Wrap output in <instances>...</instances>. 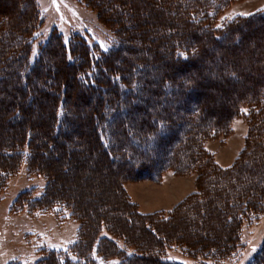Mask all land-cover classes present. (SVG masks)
<instances>
[{
  "label": "rangeland",
  "instance_id": "rangeland-1",
  "mask_svg": "<svg viewBox=\"0 0 264 264\" xmlns=\"http://www.w3.org/2000/svg\"><path fill=\"white\" fill-rule=\"evenodd\" d=\"M100 1L102 0H94V4ZM120 2L124 5V9L129 11L131 21H127V16L121 18L120 15L115 14L111 17L118 22L119 28L117 26L118 30H115L109 28L107 25H110V22H105L99 14L101 8L97 7L95 11L83 0H0V50L5 53L9 49L14 50L10 53L13 58L8 55V59H12L10 62H14L12 64L8 62L6 73L0 72V75L3 73V79L0 81V143L19 136L21 125L8 126L6 120L13 118L11 113L9 115L7 113L16 103L22 109L21 118L25 127L27 125L32 127L33 145H36L34 149L40 150L37 147L44 143L46 138L43 137L42 132L47 131L52 118L51 93H55L54 88L57 86L56 90L60 92V84H64L67 91L64 103L67 107L66 110L64 107V110L60 109V115L67 113L72 119V123L67 126L68 134L62 133L65 129L61 131L63 135L54 140L57 147L53 151H48V157L45 156V151L42 152L44 156L41 154L39 156L40 151L37 150L36 154L39 157L36 156L38 161L37 159L35 161L51 170L54 174L55 190L67 196L86 216L81 222L71 217L70 212L65 208L56 207L49 211L26 208L24 201L18 200L21 193L30 190L33 192L32 197H39L47 181L43 175L35 172V166L33 170L29 168L24 159L6 180V187L0 193V264H41L40 260L49 256L51 252H61V257L58 258L60 264H68L70 261L83 264L88 256L85 253L89 244L82 249H71L79 234L89 243L93 240L94 245H91L92 249L88 251L95 264H126L125 259L129 260L132 256H135L136 260L131 259L129 264H253L254 256L264 247V209L259 213L250 210L244 212L243 216H238L240 219L237 243L227 251L228 255L219 256L217 252L229 246L220 243L225 242L229 237L230 229V226L220 218L223 211L215 207L220 221L213 224L208 222L209 213L214 214L211 206L205 207V204H202L204 210H201L204 211V215L196 220L194 216L186 214L183 210L193 198L191 196L198 197L197 192L202 190L200 184L204 179L199 177L198 171L193 169L178 173L163 170L156 180H139L134 178L135 172L129 167L117 170L112 163L102 158L96 159L89 150L94 142L88 121L92 116L90 110L94 106V101L104 95L101 91L90 92L77 88L79 77L73 76L76 71L62 66L59 54L54 51H56V42H64L71 51L69 60L79 71L85 64L78 52L86 56L89 52L93 59L95 56L102 58L103 50L117 48L119 41L126 40L124 46H128V51L132 53L126 54L123 48H118L116 56H112L116 59L110 61L114 62L111 63L114 67L124 70L126 76L128 73V76H131L134 71L128 72V64L138 58L147 59L146 53L140 51V47L153 50L159 44L161 55L153 58L148 56L145 70L140 73L142 81L138 78L141 91L136 95H127L125 98V104H129L128 116L125 118L126 114L120 112L116 115L118 125L110 128L114 135H121L123 151L126 147H132L141 155V149L134 146L129 139V141L125 140L121 134L120 126L125 125H119L120 122L127 121L135 126L136 133L141 138L140 133L144 130L145 122L140 120L146 114H152V111H159L161 108L159 113L162 114V109L163 113H169L171 110H168V105H170L179 109V115L186 116V108L192 102L190 98L192 92L187 91L191 87L199 104L203 105L204 115L209 121L224 118L237 96L247 90L254 91L260 77L255 70L263 64L261 57L264 55V28H256L261 22L256 21L242 28L241 45H234L233 40L213 43L193 60V65L185 66L186 71L182 69L184 71L182 75L172 74V71L181 67L175 63L170 65L166 50L167 40L160 39L164 30L158 31L155 28L158 22L147 18V14L157 13L160 7L152 0H120ZM104 7L107 11H111V6ZM261 10H264V0H238L220 13L218 24L226 23L236 17L251 16ZM233 13L250 15L233 16ZM229 16L233 18L227 19ZM167 20L169 18L165 16L164 21ZM135 24V28H132L131 25ZM144 31L146 33L142 34L141 32ZM83 42L87 44V51ZM23 44L28 46L26 56H23L22 50L19 49ZM120 54L125 58L123 64L119 60ZM152 59L154 61H151ZM222 60L227 61L228 68L233 64L232 62L236 63V69L240 74L239 83L231 79V74L214 68ZM57 62L60 64L59 67ZM3 66L0 67L1 71ZM86 71L85 77L89 80V76L94 75V69H89L88 66L86 70L83 69L82 75ZM14 73L24 76V86L27 84L29 89L34 91L31 93L34 94V102L28 101L26 90L23 101L17 93H14L12 88L17 83ZM185 75L193 78V81L186 82V98L170 103L164 101L167 100L168 94L164 86L160 85V77L172 78L174 82L181 83ZM27 78L29 79L26 80ZM44 91H48L49 95L38 96ZM133 100L141 105H133ZM106 110L97 108L96 112L98 115L100 112L103 118H106L104 115ZM173 119L179 122L182 118ZM184 119L187 121L182 126H171L172 135H177V139H164L158 146L146 142L147 150L158 156L157 161L150 155L146 156L147 163L153 161L150 170L164 163L163 159L169 155L170 148L182 141L181 134L184 130L188 131L187 137L192 134L190 126L194 125L197 118L191 115L192 120ZM248 125L246 118L241 115L236 116L229 123L228 133L203 140V148L210 153L214 163L221 169L230 168L242 153L249 134ZM61 145L66 149L61 150ZM75 149L80 151L75 152ZM54 156L60 157V160L54 161L49 158ZM141 156L144 158L143 155ZM209 180V192L217 193L224 188L217 179ZM127 201L134 206H128ZM132 209L145 214L171 213V220L163 228L154 222V218H142L143 222L140 223L131 213ZM96 222L97 233L95 237H91L92 227ZM147 222L154 224L157 235L143 231L142 224L145 225ZM99 236L112 238L114 248L107 245L108 243L104 246L102 242L100 247L102 252L97 251ZM158 238H167L168 241L162 244V239L158 240ZM215 244L218 245L217 248L214 247ZM101 253L106 257L104 258ZM85 255L86 257L82 258ZM48 264L55 263L51 261Z\"/></svg>",
  "mask_w": 264,
  "mask_h": 264
},
{
  "label": "trees",
  "instance_id": "trees-1",
  "mask_svg": "<svg viewBox=\"0 0 264 264\" xmlns=\"http://www.w3.org/2000/svg\"><path fill=\"white\" fill-rule=\"evenodd\" d=\"M83 1L88 7L95 11H97V7L101 8L99 10V12L101 11L99 14L102 15L100 16L105 22H110V25H107L109 28H115V30H118L119 28L117 25L118 22L111 19V17L115 14L120 15L121 18L127 16V21H131V19H129V11L124 9V5L121 4L122 2H120V0H102L96 5L94 4V0ZM235 1L238 0H152V2L160 8L157 9V13L154 12L152 14H147V18L155 19V21L158 22L156 25L157 27L155 26L158 31L164 30V32H161L160 39L167 40L166 50L170 58V65L171 63H175L181 67L172 71V74L179 73L182 75V72H184L182 69H185L186 71V67L193 65V60L196 59V57H198L202 52L206 51L207 46L212 45L213 43H223L224 41L227 42L233 40L234 45H241L243 38L241 33L242 28L251 25L253 22H261L260 25L256 27L257 29L264 28V10H261L251 16L236 17L219 25L218 16L220 13L228 5ZM104 6H111V11H107ZM164 11L168 13H165ZM165 16L169 18L167 22L164 21ZM131 26L132 28H135L136 24ZM141 33L145 34L146 32L144 31ZM118 35L121 37L119 33ZM124 42H126V40L119 41V46L117 48L114 47V49L103 50L102 58L95 56V59H93L89 52L88 58V56L82 55L81 52H78V54L80 53L81 58H83V62L85 64L80 67L79 71H77L78 69L75 67V64L71 63L69 60L71 55V51L68 49L69 47L64 42H56V51L54 52L59 54L60 64L64 67H70L72 70H75L76 72L73 73V76H75V78L79 77V85H77V88L90 92L101 91L104 95V97H99L96 99L97 101H94V106L90 110L92 116L89 118L88 124L90 126V133L92 134V141L94 142V145L89 150H91V152L95 155L96 159L102 158L106 162L112 163L115 165L117 170L123 167H129L131 171L135 172L134 178L139 180H156L160 177L163 170H172L178 173L188 172L193 169L198 171L199 177L204 179L203 183L200 184L202 186L200 187L202 190L197 192L196 195H199L198 197L195 195L191 196V198H193L190 201L188 200L189 202L183 210L186 214L194 216V219L196 220L200 219L201 215H204V208L201 206L202 204H205V207L211 206L214 214L209 213L208 222L213 224L220 221L215 207L222 210L223 213L221 212L220 218L223 222L230 226V229L228 232L229 237H227L225 242L220 243H226L229 246L227 248H223L221 252L219 251L217 253L219 256L224 254L228 255L229 253L227 251L231 249L233 244L237 243L238 220L240 219L238 216H243L244 212H249L250 210L259 213L262 209H264V55L261 57L263 64L259 66V69L257 68L255 70L260 76L257 81L256 88L254 91L247 90L237 96L236 100L232 101L230 110H228L224 118L214 119L213 121L207 120L206 115H204L203 105L199 104L197 96L195 92L192 91L191 87L189 88L190 90L188 89L187 91L192 92V96L190 95L192 102L187 108L184 106V108H186V116L184 117L178 114L179 109H177L176 106L168 105V110H171L169 113H163V109L162 114L159 113L161 112V108L159 111H152V114H146L145 117L140 120L145 122V125L143 124L144 130L140 133L141 138L139 137V134L136 133V129L134 128L135 126L127 123V121H125V123L120 122L119 125H125L120 126L121 134L125 140L129 139L134 146L141 149L140 154L144 156V158H142V156L138 154L139 152H135L132 147H126L124 149L125 151H123L121 135H114L110 131V128L118 125L116 115L120 112L122 114H126L125 118L128 116L129 104H125V98L127 95H136L141 91L140 76L145 70L144 66L149 60L148 56L151 58H153V56L159 57L161 55V48L158 46V43H156L158 45H156L153 50L148 48L142 49V47H140V51L142 50L146 53L148 60L146 59V61L142 58H138L128 64V72L134 71V74L128 76V73L127 77L124 74V70L114 67L113 64H111L114 62L110 61L111 59H116L112 58V56H116L115 53L118 52V48H123L126 54L132 53L130 50L128 51V46H124ZM26 44H28V42H26ZM83 46L85 51H87V44L83 42ZM19 49L22 50V55L26 56L28 46H24L23 44V46H19ZM0 51V67L4 65L3 71L0 70V72H5L8 62L12 60L8 59V55L12 57L10 53H13L14 50L13 48L9 49L6 53L2 50ZM119 60H121V64H123L125 58L120 54ZM151 61L154 60L152 59ZM13 62L14 61H12V63ZM232 63L233 64H231L228 68L227 61L222 60L219 61V64L215 65L214 68L224 73L227 72L228 74H231V79L234 82L239 83L240 74H238V69H236V63ZM60 64L57 62L58 67ZM88 66L89 69H94V75L92 74V76H89V80L85 77L88 70L83 75L81 73L83 69L86 70ZM237 66L239 65L237 64ZM58 73H60V71ZM61 74L62 73H60V75ZM2 75L3 73L0 75V81L3 79ZM14 76L17 79L16 86L12 88L14 93H17V95L20 96V99H22L21 101H23L25 96L24 90H26L25 93L28 94V101L34 102V94H31L34 91L32 92L27 84L24 86V76L20 73H14ZM138 78L140 80H138ZM182 78V82L178 83L174 82L172 78L160 77V85L164 86L163 88L168 94L167 100L164 99V101L170 103L174 100L176 101L177 99L183 100L186 98V82L193 81V78L190 76L186 77V75ZM28 79L29 78L26 80ZM60 87V92L56 90L58 88L57 86V88H54L55 93H51L52 118L47 126V131L42 132L43 137L46 138L44 139V143L37 147L40 149H37L38 152L40 151L39 156H44L43 154L45 153V156L48 157V151H53L57 147L54 140L60 137V135L64 132L67 135V126L72 123V119L69 118L67 113H63L62 116L60 115V109L62 108V110H66L67 107L64 103L67 92L66 86L61 83ZM160 90L161 89H159V91ZM48 93V91H44L38 96L46 97L49 95ZM17 105L18 104L15 103V105L11 107L12 109L15 108L13 110L14 114L13 111H11V108L7 113L8 115L11 113L13 118H6V120L8 126L21 125L19 136H14L9 141L0 143V159L2 160L0 162V193L6 187V180L13 172L16 171L25 159L28 167L32 169L35 166V172L43 175L46 178L47 183L43 193L39 197H32L33 192L27 190L21 193L18 200L24 201L26 208H29L30 210L38 209L39 211H49L55 209L56 207L65 208L70 212L71 217L82 222V219H86V216L77 209V205L68 199V197L63 193L55 190L54 174L51 170L45 165L41 166L38 162L36 163L35 160L37 159L38 161V158L36 157L38 154H36L37 150L34 149L36 148V145H33V130L32 127H29V125L25 127L23 118H21L22 109ZM20 105L22 106L21 103ZM133 105L139 106L141 104L136 100H133ZM97 108L107 109L104 113L106 118H103L100 112H98L100 116L97 114ZM191 115H193V118H197L194 125L190 126L192 134H189L187 137L188 131L184 130L181 134L182 141L170 148L169 155L163 159L164 163H162L158 168H155L156 170H150L149 167L153 161L151 163H147L146 156L150 155V157L155 161H157L158 156L147 150L146 142L150 145L154 144L158 146L160 141L164 139H177V135H172L171 126H182L187 121L184 118L191 119ZM240 115L246 118L249 124V134L246 137V145L242 153L238 156L235 164H233L230 168L221 169L214 163L210 153L203 148V140L214 138L219 134L225 135L228 133L230 131V121L232 118ZM173 118L182 119H180L179 123L177 122V119ZM146 136H148V138H146ZM60 148L61 150L66 149L63 145H61ZM43 151L45 152L42 153ZM76 151L79 152L80 150L75 149V152ZM68 154L70 155V151ZM160 157L161 156H159V158ZM49 158L54 161L60 160V157L58 156ZM211 178L217 179L219 184L221 182L222 186L224 185V188L218 190L217 193L216 191L213 193L209 192V179ZM222 190H224V192ZM127 205L134 206L133 203L128 201ZM131 213L134 215L135 219L140 221V223L143 222L142 218H154V222L160 224L162 228L171 220V213L167 215H162V212L145 214L133 209ZM128 219L130 220V218ZM97 227L96 222L92 227L93 230L91 231V237L94 235L96 236ZM142 228L145 233L150 232L155 235L158 234L154 224L151 222H147L145 225L142 224ZM166 232L168 233L167 230ZM98 238L99 244L97 243V251L100 252H102L100 249L102 242V245L104 246L107 243V245L112 246L114 243V240L107 236H99ZM161 239L158 238V240ZM166 240L168 241L167 238L162 239V244L166 243ZM87 241V239L82 238L81 234H79L77 241L73 244L71 249H82L89 244L87 245L88 247H86L88 253H85L88 256H82V258L86 257L84 259L86 262L83 264H95L89 256L91 245H94V243H92L93 240H91L90 243ZM158 246H161V244H158ZM214 247L217 248L218 245L215 244ZM112 248L114 247L112 246ZM116 251H118V249H116ZM101 254L104 255V258L106 257L105 254ZM59 257H61V252H51L49 256L41 259L40 261L42 263H40L48 264V262L54 261L55 264H60L58 263ZM139 257L141 258V256H137V258ZM131 259L136 260V257L132 256L129 260L125 259V263H131L129 262ZM252 262H254L253 264H264V247L256 254V256H254V260ZM68 264H78V262L70 261Z\"/></svg>",
  "mask_w": 264,
  "mask_h": 264
},
{
  "label": "snow or ice",
  "instance_id": "snow-or-ice-1",
  "mask_svg": "<svg viewBox=\"0 0 264 264\" xmlns=\"http://www.w3.org/2000/svg\"><path fill=\"white\" fill-rule=\"evenodd\" d=\"M235 15H250V14L249 13H233V16H235ZM233 16H229L227 19H232Z\"/></svg>",
  "mask_w": 264,
  "mask_h": 264
}]
</instances>
